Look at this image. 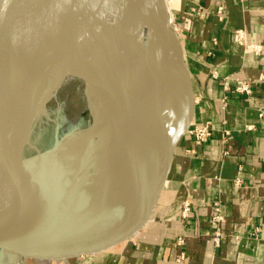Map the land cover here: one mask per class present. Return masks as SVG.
<instances>
[{
	"label": "crops",
	"instance_id": "obj_1",
	"mask_svg": "<svg viewBox=\"0 0 264 264\" xmlns=\"http://www.w3.org/2000/svg\"><path fill=\"white\" fill-rule=\"evenodd\" d=\"M163 2L168 13L175 6L193 91L191 127L211 122L213 134L194 155L188 152L193 147L188 132L180 138L152 219L134 238L63 262L264 264V118H258L264 109V0ZM236 29L263 46L259 56L245 54L233 41ZM238 79L250 84L251 96L235 92ZM184 202L190 204L187 218L181 215ZM214 203L224 216L219 246L210 225Z\"/></svg>",
	"mask_w": 264,
	"mask_h": 264
},
{
	"label": "bare ground",
	"instance_id": "obj_2",
	"mask_svg": "<svg viewBox=\"0 0 264 264\" xmlns=\"http://www.w3.org/2000/svg\"><path fill=\"white\" fill-rule=\"evenodd\" d=\"M95 3V10L88 13L92 24L87 19L78 21V28L89 37L87 44L77 45L69 31L72 69L55 61L43 84L35 88L41 95L33 131L46 122L51 109H62L66 118L62 126L57 124L55 128V142L61 139L67 122L76 125L80 115L88 113L89 125L62 138L55 161L66 169L70 181L83 182L87 198L99 206L112 201L123 203L128 197L129 177L117 125H131L143 161L153 174L165 150L162 130L171 141L188 124L193 96L180 65V47L172 40L173 24L163 0ZM26 151L40 150L30 139ZM45 169L55 170L49 161L28 166L27 184L8 186L1 207L2 221L15 219L19 211L43 198ZM66 189L61 187L59 191Z\"/></svg>",
	"mask_w": 264,
	"mask_h": 264
},
{
	"label": "water",
	"instance_id": "obj_3",
	"mask_svg": "<svg viewBox=\"0 0 264 264\" xmlns=\"http://www.w3.org/2000/svg\"><path fill=\"white\" fill-rule=\"evenodd\" d=\"M97 5L95 0H0V251L19 257L20 264L92 256L134 238L151 221L168 181L175 148L191 126L194 100L190 121L171 141L162 130L165 150L156 171L149 174L131 125H117L129 177L123 203L94 205L83 191V182L69 180L66 169L55 161L62 138L47 150L26 156L41 95L35 88L43 84L55 61L72 69L69 31L77 45H86L89 37L78 28V21L87 19L92 24L88 13ZM172 40L180 47V65L193 96L183 47L175 34ZM44 161L51 162L55 170L45 169L43 198L19 211L15 219L2 221L8 186L24 187L25 168ZM61 187L67 189L59 191Z\"/></svg>",
	"mask_w": 264,
	"mask_h": 264
},
{
	"label": "built area",
	"instance_id": "obj_4",
	"mask_svg": "<svg viewBox=\"0 0 264 264\" xmlns=\"http://www.w3.org/2000/svg\"><path fill=\"white\" fill-rule=\"evenodd\" d=\"M218 13L221 14L223 12V7H218ZM233 41L239 45L245 54H252L255 56H259L263 51V46L261 44L255 43L248 39L247 33L244 29H236L233 32ZM260 80H264V75H261ZM228 85H225L227 88ZM235 92L245 95L247 97L252 95L250 84L247 81L237 80L236 85L234 87ZM258 118H264V109L258 111ZM188 134L192 138L193 147L188 150L190 155H194L196 153V148L201 147L205 143L208 142L209 138L213 134V125L211 122H205L204 124L190 126L188 130ZM230 135L228 130L223 131V137L225 140ZM212 218L210 221L211 228L213 230V243L215 246H219L221 243V239L223 237V232L221 230V224L224 222V216L222 215L221 208L219 203H214L212 205ZM190 212V204L189 202H184L182 207L181 215L183 218H187ZM181 244V240L178 241Z\"/></svg>",
	"mask_w": 264,
	"mask_h": 264
},
{
	"label": "rangeland",
	"instance_id": "obj_5",
	"mask_svg": "<svg viewBox=\"0 0 264 264\" xmlns=\"http://www.w3.org/2000/svg\"><path fill=\"white\" fill-rule=\"evenodd\" d=\"M170 4H171V0H170ZM170 6L171 7L169 9V18H170L171 23L173 24V34H175V36H177L178 38V31L176 28V23H175V18H174V13H173V8H175V6L173 7L172 4ZM64 114L66 113L62 109H59V111H56V108H53L51 109V112H49V117L45 120L46 122H42L41 127L39 125L36 127V129L32 133L31 142L34 143L37 149H39L40 151H44L52 146L54 134H55V128L58 127L59 125L62 126V124L65 122L64 120L66 116ZM87 117H88V113L83 112L80 115V120L78 124L72 125L71 123L67 122L66 127L64 128L65 131L60 134V138H64L65 136H67L68 135L67 133H75L78 130L85 129L89 125L87 121L88 120ZM31 154H34V152L26 151V156H29ZM0 264H20V259L19 257L15 255H10V254L0 251ZM27 264H68V262H63V261L62 262H57V261L56 262H46V261L29 260Z\"/></svg>",
	"mask_w": 264,
	"mask_h": 264
}]
</instances>
